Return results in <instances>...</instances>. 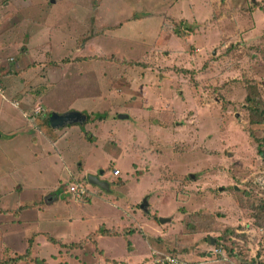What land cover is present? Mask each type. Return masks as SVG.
Instances as JSON below:
<instances>
[{
	"label": "rangeland",
	"instance_id": "obj_1",
	"mask_svg": "<svg viewBox=\"0 0 264 264\" xmlns=\"http://www.w3.org/2000/svg\"><path fill=\"white\" fill-rule=\"evenodd\" d=\"M257 2L260 9L253 0H0V19L15 9L24 23L9 39L22 45L26 22L56 36L51 79L42 68L23 81L34 98L13 105L0 94V264H65L64 246L48 236L65 240L71 217L96 216L85 231L109 225V207L98 215L95 204L114 199L137 224L151 223L157 253L187 264H264L255 209L264 200V116L251 124L257 116L247 101V88L264 90V0ZM40 93L47 103L35 104ZM66 109L86 124L56 130L55 147L27 122ZM100 170L110 191L87 184L92 205L73 200L70 183ZM40 205L43 215L33 209ZM108 247L123 256L127 242Z\"/></svg>",
	"mask_w": 264,
	"mask_h": 264
},
{
	"label": "crops",
	"instance_id": "obj_2",
	"mask_svg": "<svg viewBox=\"0 0 264 264\" xmlns=\"http://www.w3.org/2000/svg\"><path fill=\"white\" fill-rule=\"evenodd\" d=\"M17 1V0H16ZM255 3L253 9H260L259 6L262 4V2H257V0H253ZM6 3V4H5ZM260 4V5H259ZM10 6V1H5L2 5L3 9H8ZM14 15L7 19H0V66L6 67V69L9 72V75L3 76V78L0 79V86L3 91V95L1 96H9L10 99L6 98V100H13L10 102H13V105H20L24 101H29V97H32L30 94L24 95V88L23 84L25 85L26 81H31V76L33 72L38 71V69L44 68L47 72L46 76L44 75L43 80L47 81L48 79H51V76H49L48 72L51 70V64H47L51 60H47L50 54V49L53 46V43L55 42V34L52 32L51 27L47 26V24H42L40 22H26L30 27L31 31H28L26 33H23L22 38L24 39V42L22 45H20L17 41V39H9L8 33L10 31L14 32L17 28L21 26V24H24L23 22H20L19 20V12L14 9L13 11ZM3 15V12L0 11V16ZM1 18V17H0ZM18 18V19H17ZM21 18V16H20ZM134 22V21H131ZM129 22V23H131ZM37 23V25H35ZM251 27V26H250ZM21 29V28H20ZM22 32V29H21ZM32 40H36V43H32ZM24 45V47H23ZM21 46V48H20ZM32 57V58H31ZM37 59L36 66H32L28 59ZM40 59V60H39ZM10 61V62H9ZM46 62V63H45ZM31 74V75H30ZM12 80L14 82V85L6 86L8 84H3L4 80ZM22 85V86H21ZM259 93H261V98L264 103V90H262V86L259 84L256 86ZM23 88V89H22ZM261 88V89H260ZM51 90H49L50 92ZM47 92V90L45 91ZM45 94L39 95V97H36L35 104H44L47 103L45 101ZM20 99H17V98ZM15 98V99H12ZM16 102V103H14ZM65 112H71L70 109H66ZM80 112V111H78ZM22 114L24 112L22 111ZM82 114V113H80ZM26 116V114H24ZM35 115H37L35 113ZM83 115V114H82ZM32 116V115H31ZM30 116V117H31ZM85 116V115H84ZM30 117H28L27 122L30 125ZM33 117V116H32ZM31 117V118H32ZM87 117V116H85ZM86 124V121L85 123ZM33 127L39 134H41L53 147H55L56 143H58L62 135L58 134L56 130L54 129V134L56 135L57 139L50 140L48 137H46L43 133H41L38 129L34 127V125H30ZM70 126V125H68ZM61 129V128H60ZM13 138L10 139V141ZM81 178V177H79ZM77 178L76 180H78ZM124 181V180H121ZM110 187V186H109ZM93 195L91 194L89 198H92ZM73 200H77L72 198ZM116 199L112 200L113 203H107L102 204V202H97L96 208L99 209V213L103 214V212H106V210L110 209L108 212L109 218L112 219L113 217L116 219L115 221H111L109 225L106 224H100L95 225L92 230H86L84 229V224H87L91 222L92 220L96 219V216H80L76 218L75 221L74 217L68 218L67 224L65 230V235L67 236L66 239H58L56 237H53L55 241H59L61 244H64V250L66 251V260L65 264H147V257L149 258V264H152V236L147 235V230L153 229L151 226V223L149 221L137 224L135 220H131L130 215L127 213V207L121 206V209L117 208L114 204ZM82 201V200H78ZM41 202V201H40ZM36 202V203H40ZM92 199L82 201V203H89L91 206ZM143 203V201H142ZM141 203V204H142ZM50 204V203H49ZM55 204V203H54ZM68 204V203H67ZM25 205L28 204H22L19 205L16 209V211L20 209H24ZM33 206V205H32ZM84 205H79L80 208H82ZM134 205L131 204V207L133 208ZM141 206V205H140ZM31 207V206H30ZM106 207V208H102ZM100 208L102 210H100ZM33 209L37 211L39 214H44L45 208L40 205V207L36 206ZM141 209V207H140ZM11 211V210H10ZM13 211L12 213L16 212ZM24 211H27L24 209L20 213H18V218H21L22 213ZM29 211H32L29 210ZM103 211V212H102ZM144 214L148 212V206H146V210L141 209ZM41 212V213H40ZM10 213V216H13V214ZM15 217V216H13ZM17 217V216H16ZM54 220L58 221V215L54 216ZM31 222V221H29ZM124 222L126 224H124ZM18 226L21 225V222L18 220L16 223ZM75 225V226H74ZM140 225V226H139ZM24 225L22 224L21 227ZM128 226H131V228L138 227L137 230L130 232L128 230ZM26 226H24L25 228ZM145 228V231L142 232V228ZM102 231L109 232V235H103L101 234ZM141 233L142 239H135V232ZM21 236H24V232H20ZM94 238L89 237L91 234H96ZM35 234H41V232H37ZM115 240H122L127 242V248L124 250V255L120 256L121 254L119 252H116L115 254H112L110 245H112V241ZM107 243V250L105 248H102V243ZM186 262L184 264L190 263L187 258Z\"/></svg>",
	"mask_w": 264,
	"mask_h": 264
},
{
	"label": "trees",
	"instance_id": "obj_3",
	"mask_svg": "<svg viewBox=\"0 0 264 264\" xmlns=\"http://www.w3.org/2000/svg\"><path fill=\"white\" fill-rule=\"evenodd\" d=\"M116 29L117 28H110V30H112V31H114ZM1 72H3V73H1ZM9 72H10V70L8 71L6 69V67L0 66V73H1L0 75L6 76V75H9ZM247 89H248V91L251 90L249 92V95L247 96V101H249V103L252 104L251 106H249V111L251 113H255V116H257L256 119L253 117V120L250 121V123L251 124L259 125V124L263 123V118L261 116L262 115L264 116V103H263V100L261 98V93H259L257 87H249ZM51 114H52L51 112L39 113L38 115H35V116H33L30 119V123H32V125H34V127L36 129H38L41 133H43L50 140H55V139H57V137L54 134V129L51 128L50 127V124H49V119H50ZM257 114H259L261 116L258 117ZM81 180L82 181H80V180H77V181L80 184H84V185H87L88 184V182L86 181L85 178H82ZM118 181H120V180H118ZM87 198H84V200L85 199L87 200ZM255 209L258 212V216L257 217L260 220V222H262V221L264 222V200H261L259 202V205ZM155 219L157 221L158 218L156 217ZM101 234H103V235H109V232L102 231ZM34 235H37V234H34ZM95 236H97V233L96 234H93V235L91 234L89 237L94 238ZM48 240L52 244H60V245L65 246L64 244H61L59 241H55L54 239H51L49 236H48ZM31 243H32V241L29 239L28 240V245L30 246ZM153 252H155V251H153ZM26 254H28V251L27 250L25 251V254L24 255H22V256L19 257L18 261L16 260V262L23 261L25 259V255ZM167 255L174 256L172 254H167ZM152 257L154 259V255L153 254H152ZM14 263H15V261H12L11 260L8 264H14ZM258 263L259 262H257V261L256 262L255 261L251 262V264H258Z\"/></svg>",
	"mask_w": 264,
	"mask_h": 264
},
{
	"label": "water",
	"instance_id": "obj_4",
	"mask_svg": "<svg viewBox=\"0 0 264 264\" xmlns=\"http://www.w3.org/2000/svg\"><path fill=\"white\" fill-rule=\"evenodd\" d=\"M124 118V116H119ZM86 117L78 112H66L62 115L57 113H52L49 119L50 127L53 129H59L73 124H84ZM103 171L100 170L97 175H89L86 177V181L90 186L96 187L101 191L109 192L110 187L109 183L106 180L102 179ZM146 202L144 201L141 204V209L146 210ZM160 222H163V219H160Z\"/></svg>",
	"mask_w": 264,
	"mask_h": 264
},
{
	"label": "built area",
	"instance_id": "obj_5",
	"mask_svg": "<svg viewBox=\"0 0 264 264\" xmlns=\"http://www.w3.org/2000/svg\"><path fill=\"white\" fill-rule=\"evenodd\" d=\"M2 93L3 91L0 86V94ZM117 174H118V171L114 173V175H117ZM262 179H264V173H263ZM74 181L75 182L70 183L67 189V193H69L74 199H82V198L84 199L88 197L89 195H91L90 192L87 190L86 185L80 184L77 180H74ZM258 184L260 186L264 185V180L258 181ZM152 254L154 255V259L152 257V264H184L179 258L175 256L161 254L157 252H153Z\"/></svg>",
	"mask_w": 264,
	"mask_h": 264
}]
</instances>
